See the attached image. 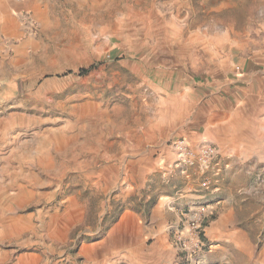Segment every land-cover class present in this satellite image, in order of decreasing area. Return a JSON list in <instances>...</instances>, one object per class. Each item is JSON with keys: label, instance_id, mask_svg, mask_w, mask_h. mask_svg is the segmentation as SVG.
<instances>
[{"label": "rangeland", "instance_id": "1", "mask_svg": "<svg viewBox=\"0 0 264 264\" xmlns=\"http://www.w3.org/2000/svg\"><path fill=\"white\" fill-rule=\"evenodd\" d=\"M36 1L0 33V264H264V0Z\"/></svg>", "mask_w": 264, "mask_h": 264}, {"label": "built area", "instance_id": "2", "mask_svg": "<svg viewBox=\"0 0 264 264\" xmlns=\"http://www.w3.org/2000/svg\"><path fill=\"white\" fill-rule=\"evenodd\" d=\"M171 147L176 156L175 163L179 167L192 165L196 159L201 168L208 169L218 154L213 145L203 144L195 155L183 138L173 139ZM208 183L203 182V185ZM216 213L215 204L198 202L179 212L176 221L169 226L171 245L182 263H193L209 251L211 244L206 237V228Z\"/></svg>", "mask_w": 264, "mask_h": 264}, {"label": "crops", "instance_id": "3", "mask_svg": "<svg viewBox=\"0 0 264 264\" xmlns=\"http://www.w3.org/2000/svg\"><path fill=\"white\" fill-rule=\"evenodd\" d=\"M36 3V0H23L21 2H16L14 0H0V33L7 31L8 25L6 20L9 18V16H11L10 13L13 9H26L28 5H33ZM12 19L14 18L12 17ZM13 23H16L15 19L11 21L10 25Z\"/></svg>", "mask_w": 264, "mask_h": 264}, {"label": "trees", "instance_id": "4", "mask_svg": "<svg viewBox=\"0 0 264 264\" xmlns=\"http://www.w3.org/2000/svg\"><path fill=\"white\" fill-rule=\"evenodd\" d=\"M91 68H92V66H89V67H87V68H81V69H79V71H78V74L79 75H81V74H85V73H87L89 70H91ZM68 73V72H67ZM66 74V73H65Z\"/></svg>", "mask_w": 264, "mask_h": 264}]
</instances>
